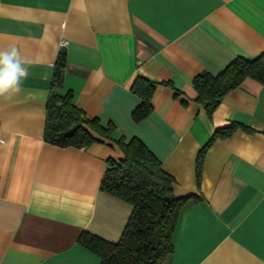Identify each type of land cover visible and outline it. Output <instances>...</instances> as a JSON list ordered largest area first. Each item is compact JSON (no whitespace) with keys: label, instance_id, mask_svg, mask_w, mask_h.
Wrapping results in <instances>:
<instances>
[{"label":"crops","instance_id":"obj_1","mask_svg":"<svg viewBox=\"0 0 264 264\" xmlns=\"http://www.w3.org/2000/svg\"><path fill=\"white\" fill-rule=\"evenodd\" d=\"M66 43L61 44V40ZM31 64L23 91L0 98V264H99L81 232L115 242L132 205L100 188L115 142L59 146L43 139L49 93L72 102L111 137H137L173 177L181 206L161 264H264V82L244 78L208 116L193 76L264 52V0H0V49ZM65 51L61 79L53 65ZM157 84L152 110L135 121V76ZM236 128L204 151L217 127Z\"/></svg>","mask_w":264,"mask_h":264},{"label":"trees","instance_id":"obj_2","mask_svg":"<svg viewBox=\"0 0 264 264\" xmlns=\"http://www.w3.org/2000/svg\"><path fill=\"white\" fill-rule=\"evenodd\" d=\"M64 65L65 51L60 49L53 65L52 86L60 81ZM246 77L264 82V52L252 59L237 56L215 74L207 71L196 73L191 80L194 99L203 103L210 116L223 95ZM157 84L170 86L174 95H179L180 91L168 81L135 76L130 90L140 97V101L131 110L133 120L138 121L151 112V96ZM239 127L252 131L232 121L217 127L200 148L195 161L197 183L205 149L215 139L228 137ZM113 128L112 122L104 126L98 118L87 117L73 104L70 89L49 93L43 129L45 141L59 146L87 147L93 142L108 139L115 142L123 153L119 159L106 158L105 172L100 181L102 190L132 205L119 239L112 242L84 231L78 241L99 257V264H161L173 249L172 234L179 210L193 195L174 196L171 193L173 177L163 170L159 159L135 136L127 140L124 137L113 139Z\"/></svg>","mask_w":264,"mask_h":264},{"label":"clouds","instance_id":"obj_3","mask_svg":"<svg viewBox=\"0 0 264 264\" xmlns=\"http://www.w3.org/2000/svg\"><path fill=\"white\" fill-rule=\"evenodd\" d=\"M30 64L17 46L0 49V98L11 99L24 90Z\"/></svg>","mask_w":264,"mask_h":264},{"label":"built area","instance_id":"obj_4","mask_svg":"<svg viewBox=\"0 0 264 264\" xmlns=\"http://www.w3.org/2000/svg\"><path fill=\"white\" fill-rule=\"evenodd\" d=\"M65 43H66V40H64V39H63V40H61V44H63V45H64Z\"/></svg>","mask_w":264,"mask_h":264}]
</instances>
